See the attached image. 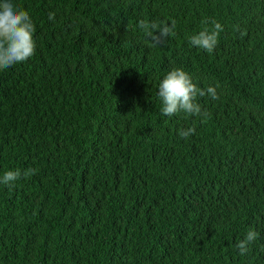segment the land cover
<instances>
[{"label": "trees", "instance_id": "obj_1", "mask_svg": "<svg viewBox=\"0 0 264 264\" xmlns=\"http://www.w3.org/2000/svg\"><path fill=\"white\" fill-rule=\"evenodd\" d=\"M14 3L36 52L0 70V177L35 174L0 183V264H264V0ZM173 68L216 87L206 115L161 113Z\"/></svg>", "mask_w": 264, "mask_h": 264}, {"label": "clouds", "instance_id": "obj_2", "mask_svg": "<svg viewBox=\"0 0 264 264\" xmlns=\"http://www.w3.org/2000/svg\"><path fill=\"white\" fill-rule=\"evenodd\" d=\"M49 18H54V14H51ZM213 24L212 30L206 28L197 35L191 36L190 44L212 53L218 44L219 34L223 30L220 23L213 22ZM139 28L156 44L175 35V21L169 24L165 21L148 22L142 19L139 21ZM35 32L36 26L28 11L19 8L14 0L0 2V70L26 62L35 54ZM205 95L211 96L213 100L219 98L216 87L209 86L206 90L201 89L183 68H173L159 84L158 96L162 102L161 113L166 116H173L180 112L189 115H206V112L202 113L201 105L197 102L198 96ZM195 131L194 127H190L180 131L179 135L187 138ZM32 174H35L34 169H28L23 173L19 169L9 170L0 177V183L11 188L15 186L16 181L21 179L22 175L27 178ZM257 236L256 231L249 230L245 238L237 242L236 247L241 256L249 252L250 245L257 239Z\"/></svg>", "mask_w": 264, "mask_h": 264}]
</instances>
